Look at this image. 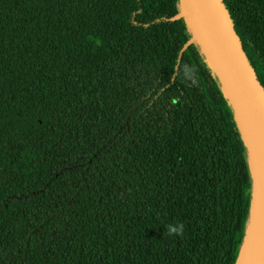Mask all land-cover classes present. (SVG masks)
I'll return each instance as SVG.
<instances>
[{
    "label": "trees",
    "instance_id": "trees-1",
    "mask_svg": "<svg viewBox=\"0 0 264 264\" xmlns=\"http://www.w3.org/2000/svg\"><path fill=\"white\" fill-rule=\"evenodd\" d=\"M221 3L264 90V0ZM252 206L181 0H0V264H237Z\"/></svg>",
    "mask_w": 264,
    "mask_h": 264
},
{
    "label": "water",
    "instance_id": "water-1",
    "mask_svg": "<svg viewBox=\"0 0 264 264\" xmlns=\"http://www.w3.org/2000/svg\"><path fill=\"white\" fill-rule=\"evenodd\" d=\"M181 6L213 71L220 79L224 92L225 78L242 103L264 160V90L259 85L256 75L235 37L221 0H181ZM227 94L248 151L249 163L250 149L244 139L239 113L233 99ZM242 251L243 249L241 253ZM241 256L242 254L238 258L240 259ZM253 264H264V221L258 253Z\"/></svg>",
    "mask_w": 264,
    "mask_h": 264
},
{
    "label": "bare ground",
    "instance_id": "bare-ground-1",
    "mask_svg": "<svg viewBox=\"0 0 264 264\" xmlns=\"http://www.w3.org/2000/svg\"><path fill=\"white\" fill-rule=\"evenodd\" d=\"M224 84L225 94L228 93L233 99L239 113L244 139L250 149L249 166L250 173L254 181L251 220L247 227L246 240L241 253L242 256L240 259L238 258L237 264H253L258 253L262 225L264 221V160L252 132L250 121L242 107V103L225 78Z\"/></svg>",
    "mask_w": 264,
    "mask_h": 264
},
{
    "label": "clouds",
    "instance_id": "clouds-1",
    "mask_svg": "<svg viewBox=\"0 0 264 264\" xmlns=\"http://www.w3.org/2000/svg\"><path fill=\"white\" fill-rule=\"evenodd\" d=\"M166 234L168 236H183L184 225L183 224H169L167 226Z\"/></svg>",
    "mask_w": 264,
    "mask_h": 264
}]
</instances>
